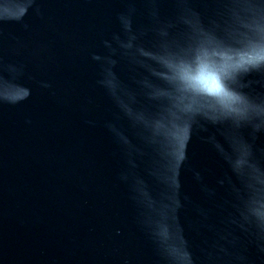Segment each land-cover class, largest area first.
<instances>
[{
    "label": "water",
    "instance_id": "95a60500",
    "mask_svg": "<svg viewBox=\"0 0 264 264\" xmlns=\"http://www.w3.org/2000/svg\"><path fill=\"white\" fill-rule=\"evenodd\" d=\"M262 24L264 0H0V264H264Z\"/></svg>",
    "mask_w": 264,
    "mask_h": 264
},
{
    "label": "clouds",
    "instance_id": "9594fccd",
    "mask_svg": "<svg viewBox=\"0 0 264 264\" xmlns=\"http://www.w3.org/2000/svg\"><path fill=\"white\" fill-rule=\"evenodd\" d=\"M187 74V79L184 78V73ZM181 79L186 83L206 91V85L209 81H215V83L222 88L223 85L219 82L220 77L217 75L216 70L209 64L204 62H198L194 68L182 69Z\"/></svg>",
    "mask_w": 264,
    "mask_h": 264
},
{
    "label": "snow or ice",
    "instance_id": "6c2138e0",
    "mask_svg": "<svg viewBox=\"0 0 264 264\" xmlns=\"http://www.w3.org/2000/svg\"><path fill=\"white\" fill-rule=\"evenodd\" d=\"M260 33H261L260 44H259L260 51L254 57V59L257 61L264 60V24H262L260 27ZM184 78L185 79L188 78L186 72L184 73ZM209 91H212V92H219L220 91V88L215 83V81H213V86H212V88L209 89Z\"/></svg>",
    "mask_w": 264,
    "mask_h": 264
}]
</instances>
